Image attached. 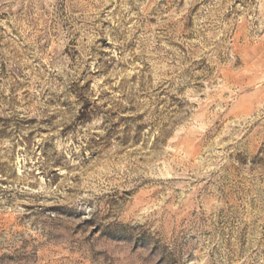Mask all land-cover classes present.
Masks as SVG:
<instances>
[{"label": "rangeland", "instance_id": "374dc122", "mask_svg": "<svg viewBox=\"0 0 264 264\" xmlns=\"http://www.w3.org/2000/svg\"><path fill=\"white\" fill-rule=\"evenodd\" d=\"M0 264H264V0H0Z\"/></svg>", "mask_w": 264, "mask_h": 264}]
</instances>
